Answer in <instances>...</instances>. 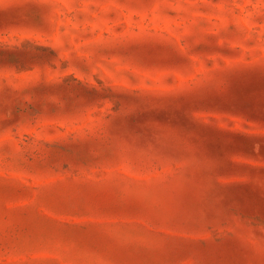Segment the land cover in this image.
Listing matches in <instances>:
<instances>
[{"label": "rangeland", "instance_id": "374dc122", "mask_svg": "<svg viewBox=\"0 0 264 264\" xmlns=\"http://www.w3.org/2000/svg\"><path fill=\"white\" fill-rule=\"evenodd\" d=\"M0 264H264V0H0Z\"/></svg>", "mask_w": 264, "mask_h": 264}]
</instances>
